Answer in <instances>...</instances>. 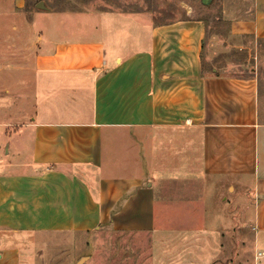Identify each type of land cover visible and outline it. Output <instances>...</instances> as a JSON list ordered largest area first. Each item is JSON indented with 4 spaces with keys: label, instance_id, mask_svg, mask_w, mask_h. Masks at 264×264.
<instances>
[{
    "label": "crops",
    "instance_id": "1",
    "mask_svg": "<svg viewBox=\"0 0 264 264\" xmlns=\"http://www.w3.org/2000/svg\"><path fill=\"white\" fill-rule=\"evenodd\" d=\"M28 1L0 0V74H27L31 88L43 78L57 108L15 124L29 150L0 161V264H33L43 233L150 232L157 203L165 223L250 219L264 264L258 78L208 65L218 41L202 18L99 11L87 28L70 13L27 11ZM46 12L60 22L44 34ZM227 35L264 39V0Z\"/></svg>",
    "mask_w": 264,
    "mask_h": 264
},
{
    "label": "rangeland",
    "instance_id": "2",
    "mask_svg": "<svg viewBox=\"0 0 264 264\" xmlns=\"http://www.w3.org/2000/svg\"><path fill=\"white\" fill-rule=\"evenodd\" d=\"M40 1L52 10L70 13L72 20L86 21L87 28L92 27L93 15L99 11L136 13L155 22L187 15L202 18L208 35L218 41L207 53L208 65L220 68L224 74L258 78L264 112V39L256 45L254 40L227 35L232 20L252 14V0H207L208 4L203 0H29L27 11L40 10L35 5ZM43 17L36 22L45 29L44 34L48 24L60 22V15L53 12ZM90 34L86 29L74 36ZM29 80L27 74H0V161L15 160L19 147L29 150L26 136L30 133L15 124L31 121L40 111L57 108L43 93V78H37L32 88L27 85ZM4 123L11 125L6 127ZM6 147L12 148L10 154ZM249 220L240 225L235 221L165 223L157 203L156 226L150 232L116 231L104 226L89 232L43 233L29 258L33 264H262L263 260L257 263L255 258V232Z\"/></svg>",
    "mask_w": 264,
    "mask_h": 264
},
{
    "label": "water",
    "instance_id": "3",
    "mask_svg": "<svg viewBox=\"0 0 264 264\" xmlns=\"http://www.w3.org/2000/svg\"><path fill=\"white\" fill-rule=\"evenodd\" d=\"M203 3L204 4H208V1L207 0H203ZM36 7L39 8V9H48V7L45 6L43 1L38 2L36 4Z\"/></svg>",
    "mask_w": 264,
    "mask_h": 264
},
{
    "label": "built area",
    "instance_id": "4",
    "mask_svg": "<svg viewBox=\"0 0 264 264\" xmlns=\"http://www.w3.org/2000/svg\"><path fill=\"white\" fill-rule=\"evenodd\" d=\"M259 255H261V253H259Z\"/></svg>",
    "mask_w": 264,
    "mask_h": 264
},
{
    "label": "trees",
    "instance_id": "5",
    "mask_svg": "<svg viewBox=\"0 0 264 264\" xmlns=\"http://www.w3.org/2000/svg\"><path fill=\"white\" fill-rule=\"evenodd\" d=\"M28 5V4H27Z\"/></svg>",
    "mask_w": 264,
    "mask_h": 264
}]
</instances>
